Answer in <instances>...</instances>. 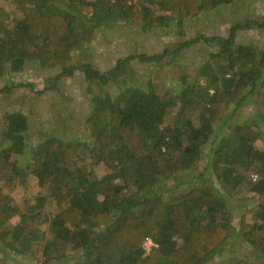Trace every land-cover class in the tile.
Returning a JSON list of instances; mask_svg holds the SVG:
<instances>
[{"label":"trees","instance_id":"trees-1","mask_svg":"<svg viewBox=\"0 0 264 264\" xmlns=\"http://www.w3.org/2000/svg\"><path fill=\"white\" fill-rule=\"evenodd\" d=\"M14 1L15 12L0 14V75L31 61L59 66L56 79L81 71L91 83L105 84L118 80L136 58L159 64L202 38L218 48L200 65L197 82L177 91L159 92L150 82L147 89L132 83L116 93L94 92L86 118L90 140L49 136L32 147L28 170L14 152L24 149L29 118L21 110L7 112L11 142L0 145L3 247L36 256L39 264L69 252L79 264H208L239 228L244 245L264 255V148L256 144L264 140V40L239 38L242 29L264 30L258 0ZM238 3L227 34L197 32L161 54L122 56L103 70L87 54L106 24H183ZM15 85L0 87V93ZM246 98L256 112L250 118L238 111ZM169 112L173 120L167 123ZM226 130L232 132L228 141L221 139ZM207 146V164L189 175ZM97 164L107 171L99 174ZM30 167L37 189L19 202L5 183L12 189L24 183ZM181 172L185 177L171 186ZM244 186L258 202L241 209L231 196ZM227 264L259 263L234 256Z\"/></svg>","mask_w":264,"mask_h":264},{"label":"rangeland","instance_id":"rangeland-1","mask_svg":"<svg viewBox=\"0 0 264 264\" xmlns=\"http://www.w3.org/2000/svg\"><path fill=\"white\" fill-rule=\"evenodd\" d=\"M238 5L239 3L229 4L218 10L201 12L194 17L186 18L183 24L171 23L154 27L147 25L142 27L128 21L106 24L101 28L97 38L88 44L87 54L94 65L103 70L111 67L122 56L141 52L161 54L167 45L172 44L178 38L195 36L197 32L206 36L227 34L230 22L238 15L236 11ZM258 5L259 11L264 13V0H258ZM15 10L14 0H0L1 15L6 16ZM239 38L263 41L264 30L242 29L239 31ZM215 46L202 38L196 44L182 49L179 54L173 55L171 59L168 56L164 57L159 64L146 63L136 58L121 71L118 80L114 79L105 84L91 83L81 71L75 72L72 76L64 75L56 79L55 75L60 70L59 66L41 67L35 62H27L22 70L9 71L5 75H0V87L12 82L16 84L12 91L0 93V145H7L11 142L5 135L8 122L6 113L21 110L27 114L29 128L24 131V149L14 153L28 170L26 167L31 162L29 159L32 147L47 137L54 135L64 139H89L86 118L92 107L91 96L94 92L108 90L116 93L120 86L125 87L132 83L147 89L150 86L149 83L153 82L159 92L177 91L183 86L193 85L201 77L200 65L206 61L212 49L218 48L217 45ZM232 108H235V103ZM238 111L243 118H250L256 114L247 98L238 107ZM172 120L173 115L169 112L166 122ZM231 135L232 132L226 130L221 139L228 141ZM256 144L264 148V140H257ZM207 150L208 146L202 152L198 167L192 169L189 175L205 167L208 160ZM94 167L99 174L107 171L103 164H97ZM183 173L170 179L169 184L175 186L182 177H185ZM36 178L31 171L26 181L17 184L13 189L8 183L5 185L11 190L15 200L21 202L25 196H30L37 189ZM250 196L249 202L244 205ZM231 201L238 204L241 209L256 205L258 202L252 197V192L247 186L240 187L231 196ZM237 206L233 207L232 214L234 222L239 227L240 215L236 212ZM50 207L51 205L47 206L48 209ZM237 229L233 237H230V241L224 245L223 250L208 264L215 262L227 264V260L234 256L264 264V255H258L254 249L244 245L243 233L239 231V228ZM146 244L148 246L150 243L147 241ZM35 248H38L36 255L39 259L43 258L42 246L37 244ZM53 249L55 250L56 246H53ZM56 251L61 250L57 247ZM37 259L36 256L20 255L5 249L0 242L1 264H39ZM79 259V256H73L69 252L67 256L54 258L48 264H79Z\"/></svg>","mask_w":264,"mask_h":264},{"label":"built area","instance_id":"built-area-1","mask_svg":"<svg viewBox=\"0 0 264 264\" xmlns=\"http://www.w3.org/2000/svg\"><path fill=\"white\" fill-rule=\"evenodd\" d=\"M256 177H257V175L254 174V175H253V178H256ZM147 241L150 243V244L147 246V250H149L150 246L153 244V240H152V239H148Z\"/></svg>","mask_w":264,"mask_h":264}]
</instances>
